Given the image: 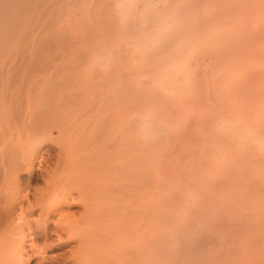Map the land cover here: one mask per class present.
Masks as SVG:
<instances>
[{
    "label": "bare ground",
    "instance_id": "obj_1",
    "mask_svg": "<svg viewBox=\"0 0 264 264\" xmlns=\"http://www.w3.org/2000/svg\"><path fill=\"white\" fill-rule=\"evenodd\" d=\"M0 264H264V0H0Z\"/></svg>",
    "mask_w": 264,
    "mask_h": 264
}]
</instances>
